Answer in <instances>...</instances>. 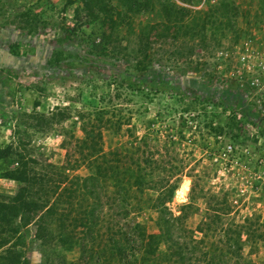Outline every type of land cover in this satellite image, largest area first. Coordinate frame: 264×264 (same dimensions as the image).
Returning <instances> with one entry per match:
<instances>
[{"label":"rangeland","instance_id":"rangeland-1","mask_svg":"<svg viewBox=\"0 0 264 264\" xmlns=\"http://www.w3.org/2000/svg\"><path fill=\"white\" fill-rule=\"evenodd\" d=\"M234 1L240 3L241 24L249 31L227 55H219L224 60L218 61V71L236 79L232 84L221 80V74L208 76L210 55V67L196 72L165 63L136 71L132 59L110 52L116 37L124 45L127 20L121 17L118 21L124 24L113 25L115 31L105 41L97 29L99 20L85 21L84 11L74 15L77 0H0V148L10 146L59 168L64 160L61 142L82 137L77 116L110 94L112 105L132 118L129 125H108L101 131L104 151L129 152L130 134L144 129L152 135L160 131L161 137H184L178 150L186 157V176L178 189L182 184L187 189L184 196L174 192L167 204L171 211L177 215L187 203L193 175L202 189L222 188L227 200L235 201L239 208L228 218L248 219L249 232L264 234V17L256 12L257 0ZM164 2L188 8L177 0ZM130 19L137 26L147 15ZM222 42L230 43L226 38ZM14 161L0 160V193L15 190L14 182L1 178ZM199 218L190 213L186 226L194 228ZM24 226L19 220L17 251L25 264H43L32 228ZM147 226L154 230L150 222ZM56 251L60 258L55 263H75L79 257L75 246H58ZM251 257L264 264V242Z\"/></svg>","mask_w":264,"mask_h":264},{"label":"trees","instance_id":"trees-1","mask_svg":"<svg viewBox=\"0 0 264 264\" xmlns=\"http://www.w3.org/2000/svg\"><path fill=\"white\" fill-rule=\"evenodd\" d=\"M177 1L188 8L164 0H77L73 13L84 11L87 22L99 20L97 29L105 41L115 31L113 25L124 24L118 21L121 17L127 20L124 45L116 37L110 52L132 59L136 71H146L153 63L193 72L211 66L210 78L221 74V80L235 84L236 79L219 73L218 61L248 36L240 3ZM257 1L256 12L264 17V0ZM197 5L201 10L191 9ZM132 15H147V20L135 26ZM225 38L229 44L224 45ZM112 98H100L96 107L77 116L82 137L61 142L64 160L59 168L10 146L0 148V160L15 159L1 174L15 183V190L0 193V264H25L16 248L19 220L32 228L43 264H67L54 262L60 258L58 246L79 250L77 261L68 264H259L251 255L264 234L249 232L248 219L228 218L239 207L227 200L222 188L202 189L190 175L187 203L177 215L167 206L186 176V157L178 150L184 137H161L160 131L152 135L144 129L140 135L130 134L129 152L101 148L105 127L120 128L132 118L112 105ZM79 169L85 175L76 174ZM194 212L200 218L190 229L185 221Z\"/></svg>","mask_w":264,"mask_h":264},{"label":"bare ground","instance_id":"bare-ground-1","mask_svg":"<svg viewBox=\"0 0 264 264\" xmlns=\"http://www.w3.org/2000/svg\"><path fill=\"white\" fill-rule=\"evenodd\" d=\"M186 189H187V185L186 184H182L180 186V188L177 190V194H179L181 196H184Z\"/></svg>","mask_w":264,"mask_h":264}]
</instances>
